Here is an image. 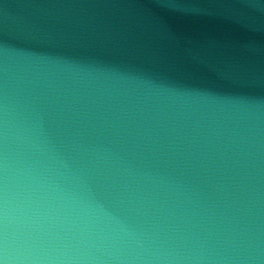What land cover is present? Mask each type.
<instances>
[{
    "label": "water",
    "instance_id": "95a60500",
    "mask_svg": "<svg viewBox=\"0 0 264 264\" xmlns=\"http://www.w3.org/2000/svg\"><path fill=\"white\" fill-rule=\"evenodd\" d=\"M0 264H264V0H0Z\"/></svg>",
    "mask_w": 264,
    "mask_h": 264
}]
</instances>
